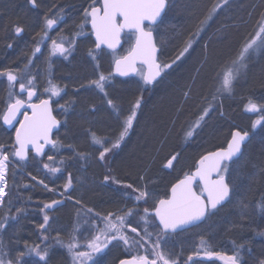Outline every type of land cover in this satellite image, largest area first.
Returning <instances> with one entry per match:
<instances>
[{
    "label": "trees",
    "instance_id": "16d2710c",
    "mask_svg": "<svg viewBox=\"0 0 264 264\" xmlns=\"http://www.w3.org/2000/svg\"><path fill=\"white\" fill-rule=\"evenodd\" d=\"M59 1L72 0H51ZM223 2L169 0L164 17L151 30L160 50L158 60L162 67L173 65L167 72L163 71L155 85L143 90L142 104L134 106L131 125L122 130L109 128L112 121L108 115L86 111L89 101L82 99L85 117L77 118L70 129L57 134L56 145L47 158L38 160L30 156L23 162L14 159L12 132L1 123L9 96L0 83V152L11 163L6 174L7 192L0 208V252L3 255L5 251L15 250L20 262L38 261L42 255L43 264H70L72 253L83 256L84 252H89L83 247L89 241L85 238L93 230L96 233L100 221L116 214L112 220L119 227H113L111 241L103 255L91 264H116L123 258L154 257L155 254L162 259V264H210L205 257L203 261L198 259L208 253L231 256L237 264H264V121L248 126L240 108L229 105L228 100L223 102L227 109L222 114L231 121L230 124L223 123V119L209 112L202 125L203 131L208 129L207 133H211L201 145L197 141L202 133L196 132L190 140L189 136L181 135L187 122L191 125L197 122L203 107L209 105L205 93L210 81L215 79L213 73L220 69L213 72L212 63L218 59L217 55L224 53L225 44L219 39L220 34L226 31L241 34L236 42L238 52L245 37L256 26L255 18L264 15V0H230L222 9ZM233 4H237L238 10ZM21 5L17 8L12 1L0 3V71L3 74L9 68L6 62L17 57L19 45L16 47V44L26 41L25 31L31 23L28 18H17L16 13L26 12ZM234 12L235 19L231 17ZM13 21L22 23L21 28L25 31L20 38L11 34V43L8 30ZM14 42L16 44L12 45ZM9 44L12 45L10 49ZM128 44L126 37L123 48L126 49ZM204 45L208 51L206 57ZM77 76L80 77L81 72ZM256 82L253 87L255 95L264 94V70ZM134 84L135 87L119 85L115 98L122 101V106L127 100L135 101L140 89L137 83ZM133 94L135 97L131 99ZM118 105L115 102V107ZM91 123L101 130H90ZM233 130L250 134L242 156L233 163L240 164V177H237V184L227 178L231 189L228 202L209 212L199 226L177 235H165L158 229L152 215L153 201L143 208L134 204L132 199L125 200V194L119 193L130 191L134 194L145 188L157 201L165 198L171 185L193 171L202 155L223 148ZM122 131L124 135L120 134ZM104 132L113 138L119 136L118 144L112 145L109 151L94 154L93 151H99L108 138V135L101 134ZM93 157L106 163L107 178L104 181L100 179L102 176L95 178L101 172L96 174L95 168L98 167L94 163L97 162L90 160ZM172 161V167L168 168ZM33 179L40 180L47 188ZM64 183H68L65 188ZM79 185L80 190H77ZM56 192L69 197L75 204L62 201L46 209V205L58 200ZM239 202L241 216L235 208ZM128 226L136 228L140 236L125 233L123 228ZM185 236L190 240L189 249L180 242ZM174 239L179 242L173 250L177 251L180 246V253H165L164 246L171 249L168 244Z\"/></svg>",
    "mask_w": 264,
    "mask_h": 264
},
{
    "label": "flooded vegetation",
    "instance_id": "af4514ba",
    "mask_svg": "<svg viewBox=\"0 0 264 264\" xmlns=\"http://www.w3.org/2000/svg\"><path fill=\"white\" fill-rule=\"evenodd\" d=\"M2 1L0 0V3ZM10 1L14 2L17 8L22 4L21 6L26 9V12L22 10L16 13L17 18L24 17L31 21L27 25V32L21 28L22 23L19 21H13L10 25L8 31L11 43H13L11 34L20 38L25 31L27 38L21 44H16V42L12 44H16V47L19 45L16 52L17 57L15 60L6 62V67L9 68L4 71V74L0 71V83L9 96V103L6 104L4 113L8 106L16 102H20L24 107L17 123L11 129L12 135L14 137L23 116L31 114L29 107L45 102H48L53 118L60 124L58 132L53 134L54 146L48 148L42 158L28 152L26 160L30 156L38 160L49 157L48 154L56 145L57 134L63 129H70L71 124L77 118L85 117L86 112L82 111V99L89 101L86 111L97 115H108L112 121V124L108 125L109 128L122 130L130 126L134 116L131 108L135 105L141 106L143 90L147 86L143 82L144 69L141 66L137 67L134 77L113 76L115 61L130 51L135 36L124 34L122 46L116 52L96 48L89 27V13L94 8L101 9V0ZM126 37L129 39V44L124 49L123 44ZM12 45L9 44L8 49ZM79 72H81L80 77L77 76ZM10 76L12 80L9 79ZM134 82L140 89L138 97L131 105L124 104V107L117 109L114 100L115 94L119 92V85L125 86ZM91 124L93 127H89L92 128L90 130H101L94 123ZM250 126L253 127L252 124ZM14 151L13 143V154ZM196 192L199 194L201 191L198 189ZM47 206H45L46 209H48ZM128 227L134 228L133 226ZM0 254L3 255L1 252ZM214 254L212 259L219 256L222 259L223 254Z\"/></svg>",
    "mask_w": 264,
    "mask_h": 264
},
{
    "label": "water",
    "instance_id": "95a60500",
    "mask_svg": "<svg viewBox=\"0 0 264 264\" xmlns=\"http://www.w3.org/2000/svg\"><path fill=\"white\" fill-rule=\"evenodd\" d=\"M167 5L168 0H101V9L90 10L89 27L97 49L116 52L122 46L124 34L135 35L130 51L115 61L113 76L134 77L137 67L141 66L145 85L151 86L159 81L162 76L158 61L160 50L150 29L161 22ZM9 79L12 80V76ZM23 110L20 102L8 106L1 120L3 127L11 130ZM29 110L31 114L23 116L13 137L14 157L20 161L26 160L28 152L42 158L46 150L53 147V134L60 128L48 102L29 107ZM249 140L248 132L233 130L224 148L202 155L193 171L170 187L168 197L159 200L152 211L163 234H177L199 226L208 212L228 202L231 190L226 177L220 173L224 165L240 159ZM196 186L201 191L199 194ZM214 256L212 254L204 260L209 261ZM222 259L229 264H237L231 256L223 255ZM117 264H159V261L147 257L125 258Z\"/></svg>",
    "mask_w": 264,
    "mask_h": 264
},
{
    "label": "rangeland",
    "instance_id": "374dc122",
    "mask_svg": "<svg viewBox=\"0 0 264 264\" xmlns=\"http://www.w3.org/2000/svg\"><path fill=\"white\" fill-rule=\"evenodd\" d=\"M4 1L7 2L8 0H3L2 2ZM229 1L230 0H224L223 4H221L222 9L225 4L228 5L227 2ZM235 5L237 4H233L232 6L235 7ZM235 10H238V6L235 7ZM235 14L236 13L234 12V15L231 16L234 19L236 17ZM51 21L53 22V20ZM254 23H255L254 25L256 26L254 27L253 31L249 32L248 36L245 37L243 41L244 44L241 46L238 52H237L238 44L236 42H237V37L241 36V34H238V32L236 31L234 32L226 31L220 34L221 36L219 39H222L225 44L224 53H223L224 55L223 54L217 55L218 59H216L215 63H212V65H214L213 72H215L217 68H220V69L218 70L216 74L213 73V76H215V79L214 80L212 79L210 81L209 89L205 93L207 97L206 99L210 101L209 105L208 107L204 106L205 110L203 107V110L200 112L201 113L200 118L198 119L197 122L193 123L192 125L189 123V121L187 122L181 134L183 137L189 136V140H190V137L192 138L196 132L202 133L199 140L197 141L198 145H201V143H203L208 138L207 135L211 133V131L207 133L208 129L203 131L204 126L202 125V123H204L203 119L207 116L209 112H212L214 115H217L218 118L223 119V123L227 125L230 124L229 122L231 121L226 120V118H224L222 114L223 110L227 109V105H225L224 107L223 102L228 101V100H229V105H233L234 107L237 106V109L240 108V111L246 117L245 118L246 120H244V122L248 126H250L251 124L253 126L254 124L262 123L264 121V94L255 95L254 93L255 89L253 88L257 84L256 82L257 76L261 74L262 70H264V15L263 16L261 15L260 19L258 17L257 19L255 18ZM242 40H243V37H242ZM203 49H204V54L206 57V55L208 54L206 45H204ZM221 55H223V57H219ZM172 65L173 63L166 64L165 66H163V71L167 72L168 70H170ZM197 72L198 70L196 71L195 75L197 74ZM193 83L194 82L192 80L191 84ZM131 85H133L134 87L136 86V84L134 83H131ZM134 97L135 95L133 94L131 99H133ZM137 97L138 96L136 94L135 98ZM117 99L118 98H115L114 101L117 104H120V106L119 105L118 106L120 108L124 107L121 104L122 101H120L119 99L117 100ZM130 102H131L130 100H127L126 105L128 106ZM118 106H116L117 109H119ZM251 109H257L256 113H251L250 111ZM133 110H134V106L131 108L132 113H133ZM101 134L108 135V132H104ZM120 134L124 135V131L120 132ZM114 137L115 138H113L111 135L110 136L108 135L106 142H103L101 144L99 151L96 150V151H93V153L95 154L97 152L103 153L104 151H109L112 145L114 146L115 144H118V141L116 140H119V136L116 135ZM116 137L118 138L116 139ZM96 157L90 158V160L92 159L91 161L93 163L97 162V164L94 163V165H97L96 167H98V168H95L96 174L101 172L100 175H97L95 178L97 179L102 176L100 179H102L101 181H104L107 178L106 176L107 168L104 167L106 163L98 162L99 160ZM1 159H4L3 164L6 165V169H5V172H6V170L8 169L7 165L8 166L10 165L8 164L10 160L5 154L0 152V160ZM173 162L174 161L168 163V168L172 167ZM238 165L240 164L238 163ZM238 165L236 166L235 164H231V165L225 166L222 169L221 174L223 176H226L229 180L231 178L232 181L235 184H237V177L238 178L240 177V170H239L240 168L238 167ZM33 180L38 185H41L47 188L44 185V183L41 182L40 180H36V179H33ZM67 184L68 183H64L63 188H65ZM233 185L234 184H232V186ZM86 186L87 184L84 186L85 189H86ZM77 190H80V185ZM5 192H7V179H6ZM119 193L126 194V195L131 194L132 196L131 199L133 200V203L140 204L143 208L146 206V204L149 201H153L155 204L157 202V200L153 198L151 193L148 191L135 192L134 194L131 193L130 191H119ZM54 194H55V197L58 199L56 201H60V200L69 201L75 204L73 200H71L67 196H64V194H62L61 192H56ZM126 195L124 196L127 197ZM76 205L80 208H83V206H81L77 202H76ZM236 206L237 207L235 208H237V211L239 212V216H241L243 212H240L242 210V206L240 202L236 204ZM114 216L116 217V214H114ZM114 216L108 215L100 221V226L96 228V233H94V230H93L88 236V238H85V240H89V241H87L86 244L85 242H83L85 244L83 247H86V249L89 252L88 253L84 252L83 254L85 255L83 256L77 255L76 253H72L70 255V264H91L95 262L96 260H98V258L100 259V257L103 255L106 249V246L111 241L110 236L113 233V227H116V228L119 227L116 221L112 220ZM123 229L125 233L128 232L137 237L140 236L139 232L135 228L125 227ZM216 232L218 231L216 230ZM119 234L122 237H124V235L121 232H119ZM97 236H100V237H97ZM215 237L218 238V235ZM189 241L190 240L188 239V237L185 236L183 239H181L180 242L184 248L189 249ZM177 242L179 241L176 239H174V241H170V244L168 245H170L171 249H169L167 246H164V244H162V247L164 246L163 251L165 253H171L174 251V252H177L176 254L178 255L180 253V251L178 250L182 247L179 246L177 251L173 250V247L174 246L176 247ZM19 252H21V250ZM210 255L211 253L203 254L200 257H198V259L203 261L204 257H209ZM16 257H17V251L15 250L10 251V252L5 251L4 255L0 254V264H43V261H45L42 255H40L41 260H38V261H34V260H24L23 261L22 260L20 262L21 258L17 259ZM151 258L157 259L159 263L162 264V259L157 254H155V256ZM118 262H116V264ZM207 262H210V264H228L226 261L221 259L220 256L218 258H214Z\"/></svg>",
    "mask_w": 264,
    "mask_h": 264
},
{
    "label": "bare ground",
    "instance_id": "6f19581e",
    "mask_svg": "<svg viewBox=\"0 0 264 264\" xmlns=\"http://www.w3.org/2000/svg\"><path fill=\"white\" fill-rule=\"evenodd\" d=\"M3 160L4 159H1L0 160V200L2 199V197H3V194H4V189H3V186H4V176H3V174H2V170H3V168H4V164H3ZM174 184V183H173ZM172 184V185H173ZM171 185V186H172ZM146 190H145V188H143L142 189V191L141 192H145ZM136 192H140V191H136ZM126 195V194H125ZM127 197L125 198V200H127V198L128 199H131V194H129V195H126ZM129 196V197H128ZM125 197V196H124Z\"/></svg>",
    "mask_w": 264,
    "mask_h": 264
}]
</instances>
